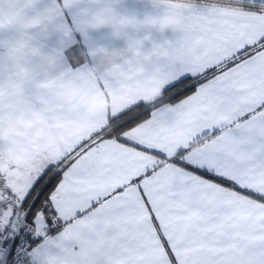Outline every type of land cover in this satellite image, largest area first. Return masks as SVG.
Returning <instances> with one entry per match:
<instances>
[{"label": "snow or ice", "instance_id": "1", "mask_svg": "<svg viewBox=\"0 0 264 264\" xmlns=\"http://www.w3.org/2000/svg\"><path fill=\"white\" fill-rule=\"evenodd\" d=\"M0 264H264V0H0Z\"/></svg>", "mask_w": 264, "mask_h": 264}, {"label": "crops", "instance_id": "2", "mask_svg": "<svg viewBox=\"0 0 264 264\" xmlns=\"http://www.w3.org/2000/svg\"><path fill=\"white\" fill-rule=\"evenodd\" d=\"M86 104H87V112L85 114V118L87 120L97 119L102 115L103 108H104V103L102 100L91 99V100H88ZM18 126L22 127L23 125L19 121H17V122H14L12 126L6 128L3 132L2 139L7 142L16 143L17 141L14 140L15 137L25 136L26 131L18 132L17 131ZM29 127H31V125H29Z\"/></svg>", "mask_w": 264, "mask_h": 264}]
</instances>
